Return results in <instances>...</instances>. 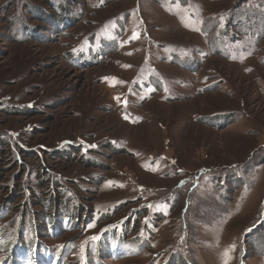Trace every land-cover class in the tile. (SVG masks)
Instances as JSON below:
<instances>
[{
  "label": "rangeland",
  "instance_id": "obj_1",
  "mask_svg": "<svg viewBox=\"0 0 264 264\" xmlns=\"http://www.w3.org/2000/svg\"><path fill=\"white\" fill-rule=\"evenodd\" d=\"M10 1L0 144L29 161L34 191L31 151L65 206H87L55 238L36 221L39 243H70L67 264H90L92 244L103 264H264V0ZM18 172L1 176L0 197ZM15 208L0 219L7 237L23 221ZM126 231L142 253L109 259L102 238Z\"/></svg>",
  "mask_w": 264,
  "mask_h": 264
},
{
  "label": "trees",
  "instance_id": "obj_2",
  "mask_svg": "<svg viewBox=\"0 0 264 264\" xmlns=\"http://www.w3.org/2000/svg\"><path fill=\"white\" fill-rule=\"evenodd\" d=\"M48 2L51 3L49 6L52 7L54 2L52 0ZM1 143L0 179L2 178L1 176L6 175L10 168H15L19 172L17 173V180L8 177V183L5 182L6 184L3 187L5 193L0 197V204H4V206L0 207V219L3 216L9 217L10 212L15 210L17 206L23 221L17 227L18 232L10 235V237H7L6 231L0 230V264H67V259L70 256L69 253L74 250L73 246L69 243L64 251L58 254L50 247L40 244L35 222L39 221L45 225L48 224L51 230L50 235L52 238H55L61 234L63 235L64 231L69 232L75 230L78 227V222L87 213V206L82 204L78 209H71L65 206V192L63 189H60L64 185L53 181L52 176H49V172L47 171L51 169L47 168L43 159H39L40 157L36 151H31L27 154V158L31 156L36 158L33 164L39 170L37 187L41 193L39 194L37 191H34L33 187H30L31 183L24 180L27 169L29 168L27 163L29 161L23 160L21 164L20 160H14L9 145L4 142ZM56 152L45 151V154H48L50 160L55 164L61 160L66 162L77 161L76 157L68 156L70 155L69 151ZM80 160L83 165L89 168L92 166H101L96 165L94 161L88 162V160L84 161L81 158ZM26 185L31 190L30 199L27 198ZM25 199L27 200L25 201ZM6 203L9 205L6 206ZM144 213L146 212L142 214ZM90 222H92V218H89L86 224ZM31 229L35 231L36 235H30ZM129 237L130 232L128 231L125 232V236L110 232L106 233L99 244H103L108 248L109 259H113L114 261H120L122 258L127 259L129 257L140 256L142 249H133L130 244L125 243ZM144 247L147 249L148 245ZM95 248L96 246L92 244L90 247L91 252H88L90 264H103L101 259L102 254H100L99 250H97L94 256ZM35 249L39 253V258L34 256ZM85 264H88V262L86 261Z\"/></svg>",
  "mask_w": 264,
  "mask_h": 264
}]
</instances>
